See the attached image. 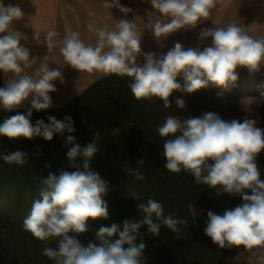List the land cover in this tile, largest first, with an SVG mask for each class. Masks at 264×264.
I'll use <instances>...</instances> for the list:
<instances>
[{
  "label": "clouds",
  "instance_id": "clouds-1",
  "mask_svg": "<svg viewBox=\"0 0 264 264\" xmlns=\"http://www.w3.org/2000/svg\"><path fill=\"white\" fill-rule=\"evenodd\" d=\"M148 2L155 13L164 18L157 19L151 26L152 35L158 41L182 29H195L207 21L218 0ZM103 6L117 8L125 14L131 11L121 5L120 0H103ZM23 18L19 5L5 6L0 2V72L14 74V78L0 87V109L12 112L31 98L26 115L17 113L0 122V137L9 140L42 137L51 141L54 134L64 137L67 132L66 144L70 147L66 156L75 169H61L58 175L49 173L42 180L41 198L32 202L29 214L23 219V230L45 243L41 254L53 264H146L143 256L146 245L142 240L136 244L141 237L140 229L147 226V232L157 236L164 225L180 240L186 234L178 226H186L187 221L171 212L165 215L163 204L149 198L146 203L137 205L142 217L125 220L122 231L115 223L110 227L101 226L96 233L99 245L81 243L77 234L88 231L90 218L109 217V206L103 199L108 184L98 173L89 170L92 157L99 152L97 141L101 134L95 133L92 142L82 148L71 135L76 129L70 116L63 121L49 116L47 124L43 119L37 120L35 125L31 123L33 110L52 107L49 94L57 91L54 82H63V76L59 68L50 69L47 63H41L34 76L25 73L36 58H30L29 48L21 44L24 36L15 28ZM89 31L96 36L94 46L85 43L80 33L72 30H65L61 40L56 39V31L50 30L44 35L43 43L49 51L57 43L61 44L59 52L65 63L79 72H103L131 78L128 87L135 99H160L165 108L170 107L169 97L176 90L194 93L209 86L227 90L239 78L237 67L254 73L264 65V37H253L236 23L203 28L199 39L211 37V46L203 50L199 47L185 49L177 42L163 55L142 52V37L137 25L126 18L117 21L114 28L89 25ZM34 39L41 43L36 34ZM141 55L143 63H138ZM181 76L185 81L183 87L177 81ZM260 98L264 100V91ZM176 104L182 109L185 107L182 99H177ZM157 131L165 138L162 155L168 171L177 174L184 171L217 195L242 197V204L226 209L222 215L207 212L204 232L212 242L220 248L243 246L246 250H264V181L260 179L257 163L259 154L264 151V129L257 127V121L247 117L243 122L225 121L211 112L186 119L168 115ZM120 132V128L112 130L113 135ZM0 159L21 167L28 162L27 154L21 151L0 153ZM143 162L141 158L138 165ZM133 175L137 180L144 179L138 168L133 169ZM114 235L119 238L112 240ZM51 241H55V248L48 246ZM260 260L264 264V256Z\"/></svg>",
  "mask_w": 264,
  "mask_h": 264
},
{
  "label": "trees",
  "instance_id": "trees-1",
  "mask_svg": "<svg viewBox=\"0 0 264 264\" xmlns=\"http://www.w3.org/2000/svg\"><path fill=\"white\" fill-rule=\"evenodd\" d=\"M236 72L239 78L227 90L209 86L194 93L174 91L169 97L168 108L160 99H135L128 87L131 78L110 74L60 109L32 112L30 119L33 125L40 119L49 123V116L59 121L70 116L76 129L71 135L82 148L92 142L95 133L101 134L97 141L99 152L92 157L89 170L98 173L108 184V192L103 199L109 206V217L90 218L87 221L88 231L77 234L82 244L87 246L91 242L99 245L96 233L101 226L110 227L115 223L122 231L125 220L140 219L142 213H139L137 205L151 198L163 204L165 215L169 212L176 214L186 220L187 225L178 226L186 234L180 240L164 225H161L157 236L148 233L147 226H143L136 244L139 245L142 240L146 245L143 253L146 264L232 263L242 246L220 248L205 234L204 228L208 211L222 215L226 209L242 204V197L217 195L207 185L196 183L184 171L179 174L168 171L162 155L165 138L159 136L157 128L168 115L186 119L211 112L225 121L239 120L233 115V107L241 100L260 96L264 91V65L259 72L250 73L243 67H237ZM177 81L183 87V77H178ZM177 99L184 101L183 109L176 104ZM17 113L26 115L27 111L6 112L0 109V122ZM259 118L260 128L264 129V106ZM114 127L121 129L119 135L112 134ZM68 135L67 132L64 137L54 134L51 141L42 137L32 140L0 137V153L21 151L28 157L23 167L0 159V264H29V258L40 264L39 253L45 243L23 230V219L29 214L32 202L41 198L42 180L49 173L58 175L61 169L75 170L66 156L70 147L66 144ZM141 158L144 162L138 165ZM257 163L260 179L264 181V151L259 154ZM137 168L143 173V180H137L133 175V169ZM131 196H138L139 199ZM191 206L205 211L203 221L192 218L189 212ZM118 238L114 235L111 239ZM48 245L57 246L55 241L48 242Z\"/></svg>",
  "mask_w": 264,
  "mask_h": 264
},
{
  "label": "crops",
  "instance_id": "crops-1",
  "mask_svg": "<svg viewBox=\"0 0 264 264\" xmlns=\"http://www.w3.org/2000/svg\"><path fill=\"white\" fill-rule=\"evenodd\" d=\"M0 2L5 6L19 5L24 13V18L16 23L15 28L23 34L21 44L29 48L30 58H36V62L26 68L25 73L34 76L41 63L49 64L50 69L61 70L63 82L60 80L54 82L57 91L49 94L53 105L46 110H57L66 106L94 83L108 76L103 72H79L67 65L59 52L61 47L59 43L49 51L43 41L44 35L50 30L58 33L57 40L63 38L65 30L77 31L85 43L94 46L96 36L94 32L89 31V25L94 28L105 26L114 28L117 21L126 18L137 25L142 37V52H154L158 55L166 54L177 42L185 49L199 47L203 50L204 47L211 46V37L201 41L199 39L201 30L225 27L229 23L245 27L253 37H264V0H218L207 21L195 29H182L158 41L152 35L151 26L157 19L164 18L155 13L148 0H120L121 5L131 9L127 14L117 8L106 9L103 0H0ZM35 34L41 43L34 39ZM137 59L143 60V55ZM12 78L14 74L0 72V87L5 86ZM30 101L31 98L14 111H27L31 107Z\"/></svg>",
  "mask_w": 264,
  "mask_h": 264
},
{
  "label": "rangeland",
  "instance_id": "rangeland-1",
  "mask_svg": "<svg viewBox=\"0 0 264 264\" xmlns=\"http://www.w3.org/2000/svg\"><path fill=\"white\" fill-rule=\"evenodd\" d=\"M137 62L143 63V60L137 59ZM249 99L251 100L249 101ZM263 106H264V100H261L260 96L249 97L247 99L237 102L234 105L233 115L241 121H243L246 117L250 119H254L257 121V127L260 128L259 113ZM182 119H185V118L182 117ZM189 212L195 221H203L205 218V211L202 208H199L197 206H191L189 208ZM42 250L39 253V259H38L39 263L40 264H53V262L50 261L49 258H46L45 256L41 254ZM261 256H264V250H258V249L246 250L242 246L231 264H262L260 260ZM33 259L34 258H29L27 262L29 264H35Z\"/></svg>",
  "mask_w": 264,
  "mask_h": 264
}]
</instances>
